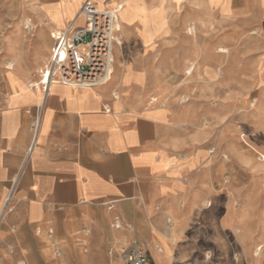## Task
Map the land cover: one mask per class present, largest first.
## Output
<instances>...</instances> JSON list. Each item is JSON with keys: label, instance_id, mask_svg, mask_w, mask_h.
<instances>
[{"label": "crops", "instance_id": "0c3cea01", "mask_svg": "<svg viewBox=\"0 0 264 264\" xmlns=\"http://www.w3.org/2000/svg\"><path fill=\"white\" fill-rule=\"evenodd\" d=\"M38 1L40 21L20 27L34 30L30 43L21 36L14 40L16 53L7 64L15 62V69L0 68V215L13 189L8 218L17 228L68 247L77 235L90 240L83 232L90 227L92 245H112L123 264V250L134 241L146 247L152 264L183 262L218 209V225L226 233L238 232L244 252L249 232L255 242L264 238V159L240 147L233 161L212 165L207 146L183 145L188 140L182 139L177 110L147 96L163 91L152 82L150 63L165 23L121 19L130 0L124 8L117 4L121 0H94L100 9L121 8V44L115 46L111 80L97 87L54 83L45 97L40 86L29 87L28 79L36 70L40 79L54 33L73 21L83 26L84 20L76 19L85 0L79 6L76 0ZM138 2L148 12L160 8L166 14L161 1ZM205 2L212 6L224 0ZM53 7H61L60 20ZM254 96L246 122L253 124L255 152L264 156V75ZM38 105L41 128L29 153ZM117 217L124 228L114 226Z\"/></svg>", "mask_w": 264, "mask_h": 264}, {"label": "rangeland", "instance_id": "374dc122", "mask_svg": "<svg viewBox=\"0 0 264 264\" xmlns=\"http://www.w3.org/2000/svg\"><path fill=\"white\" fill-rule=\"evenodd\" d=\"M80 1L76 0V6ZM155 1L164 5L165 15L160 8L148 12L138 0H130L128 13L121 18H139L145 25L165 23V35L151 48L154 60L150 63L155 76L152 82L163 86V91L147 96L177 110L183 118L182 139L188 140L183 145L207 146L212 165H220L223 159L233 161L240 147L264 159L252 146V121L246 122L255 89L264 75L263 0H224L212 6L205 0ZM40 5L38 0H0V68L8 67L10 54L16 53L14 40L21 36L30 43L34 30L23 32L20 27L27 28L23 22L29 18L32 23L40 21ZM53 9L55 19L60 20L61 7ZM223 48L227 52L221 51ZM24 61L32 68L28 59ZM14 63L8 69H15ZM37 76L38 70L33 71L28 84L38 81ZM12 206L9 204L0 215V264H123L111 251L112 245H92L90 227L83 231L90 240L77 235L75 244L66 247L36 236L30 229L17 228L8 218ZM220 212H214L215 220L200 233L193 254L176 264H264V247H258L264 238L255 242L249 232L245 239L249 246L244 252L238 232L226 233L218 225Z\"/></svg>", "mask_w": 264, "mask_h": 264}, {"label": "built area", "instance_id": "2783aa9c", "mask_svg": "<svg viewBox=\"0 0 264 264\" xmlns=\"http://www.w3.org/2000/svg\"><path fill=\"white\" fill-rule=\"evenodd\" d=\"M79 13L84 20L83 26H76V21H73L53 34L54 46L50 59L40 72V79L29 83L32 89L40 86L45 97L54 83L97 87L112 78L115 46L121 44L119 8L102 10L94 0H85ZM41 119L42 106L38 105L32 124L33 139L29 153L37 143ZM13 193L12 189L6 198L5 210L12 204ZM114 226L118 229L125 227L119 217L115 219ZM123 261L124 264H152L146 247L139 241L132 242L123 250Z\"/></svg>", "mask_w": 264, "mask_h": 264}, {"label": "bare ground", "instance_id": "6f19581e", "mask_svg": "<svg viewBox=\"0 0 264 264\" xmlns=\"http://www.w3.org/2000/svg\"><path fill=\"white\" fill-rule=\"evenodd\" d=\"M117 4H118V6H122V8H124L123 4H125V0H121V1H119ZM117 8H119V12H120V9H121V8H120V7H117ZM102 10H104V8H103ZM155 16H156V14H155ZM81 18H82V16H81L80 13H79V14H78V17H77L76 20H79V19H81ZM158 21H159V20H158ZM23 23L27 26V28H30V19L24 21ZM119 26H120V16H119ZM193 30H194V28H193ZM221 51H223V52H227V50H226L225 48L221 49ZM14 64H15V63H14ZM13 66H14V65H13V62H12V61L8 63V67H13ZM21 264H25V263L22 262Z\"/></svg>", "mask_w": 264, "mask_h": 264}]
</instances>
